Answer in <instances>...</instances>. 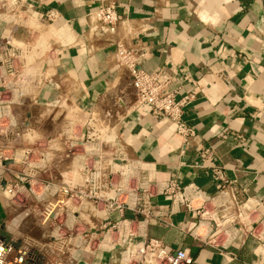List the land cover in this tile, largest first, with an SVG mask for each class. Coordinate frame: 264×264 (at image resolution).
Listing matches in <instances>:
<instances>
[{
  "label": "crops",
  "instance_id": "1",
  "mask_svg": "<svg viewBox=\"0 0 264 264\" xmlns=\"http://www.w3.org/2000/svg\"><path fill=\"white\" fill-rule=\"evenodd\" d=\"M122 2L124 6L118 11L127 28L121 27L115 34L93 35L88 14L97 8L95 0H22L21 14L58 12L56 25L66 28L69 42L55 44L54 63L47 64L49 78L38 70L29 84L33 91L23 92L19 99L12 91L0 92V99H7L3 102L8 105L19 100L43 110L66 103L88 112V116L102 110L110 100L132 90L130 76L116 56L115 43L121 40L138 54L143 70L172 76L171 88H178L182 95L195 93V99L184 110L186 124L194 132L186 144L169 120L129 112L107 132L117 142L119 156L139 161L146 179L195 182L211 194L220 188L214 174L217 169L237 196L264 202V0ZM34 36L33 30L18 24V15L10 9L0 10V91L2 85L8 84V89L9 85L18 86L17 77L25 76L37 60L36 53L27 56L21 47L33 43ZM34 160H39L38 155ZM36 163H40L35 167L38 178L32 180L36 194L26 186L23 169L18 174L26 186L20 189L24 200L33 197L37 205L34 222L26 219L31 217L26 209L14 214L23 200L5 195V185L14 180L7 174L0 177V222L15 217L17 226L6 224L22 239L23 253L36 249L46 256L45 264H59L53 256L60 251L55 247L58 245L49 243L51 237L43 228L41 200L48 197L43 195L46 180L57 185L64 182L61 171L67 163ZM8 171L16 175L14 170ZM37 194L42 196L39 200ZM85 203L87 200L81 198L68 202L64 214L70 216L76 209L89 211ZM151 210L149 236L161 239L170 249L190 250L193 264H264V246L251 237L239 236L226 247L204 244L188 232L196 217L184 207L157 197L152 199ZM126 215L132 217L134 213L129 210ZM119 217L118 212L112 214L114 220ZM43 229L45 234L40 233ZM82 247H66L70 255L66 264H113L118 260V253H92ZM0 264L23 263L18 251L9 250Z\"/></svg>",
  "mask_w": 264,
  "mask_h": 264
},
{
  "label": "built area",
  "instance_id": "2",
  "mask_svg": "<svg viewBox=\"0 0 264 264\" xmlns=\"http://www.w3.org/2000/svg\"><path fill=\"white\" fill-rule=\"evenodd\" d=\"M95 2L98 4L97 8L88 14L89 29L93 35L115 34L119 28H127L124 20L120 19L118 11L124 6L122 0H95ZM21 4L22 0H0V10L10 9L18 15V24L29 27L35 33L38 26L51 28L60 19L58 12L54 10L21 14L23 13ZM6 43L9 45V40ZM34 43H23L21 47L27 56L34 52L38 59L43 48L42 44ZM115 48L118 63L127 70L132 87V90L118 97V101L123 102L134 93L135 98L128 113L136 112L169 120L171 128L186 144L194 136V132L186 124L184 110L195 99V93L182 95L178 88H171L174 81L172 76L143 70L138 63V54L126 47L123 41L116 42ZM47 64L49 63L43 65L40 70L31 66L29 69L34 70L31 71L32 73L25 71V76L17 77L18 86L9 85L10 89H8V84L2 85L0 92L12 91L18 98L27 90L33 91L34 88L29 84L31 85L35 75L42 74ZM3 101L7 99H0V118L6 116L14 119L10 110L26 104L18 100L17 104L8 105ZM106 107L90 112L87 128L83 137L78 140L79 147L85 146L80 144V140L86 135L93 141L100 140L103 148L110 145L118 146L115 139L108 136L107 132L113 130L121 119H116L115 106H111L108 112L104 111ZM111 121L115 122L113 127L108 125ZM69 140V138L66 140L68 147L66 151L72 153L74 147ZM49 150L52 149L41 151L39 148L34 150L28 148L20 151V162L24 164L23 178L28 183L26 186L33 194L36 193L33 190L32 180L38 178L35 167H40V163L35 164V162L67 163L61 171L64 182L57 185L46 180L43 185L45 191L43 195L46 194L48 197L44 196L46 198L41 200L44 208L43 223L49 224L50 228L55 223L51 228L53 239L55 240L54 236L57 235V240H60V244L65 247L78 249L83 245L87 247L96 245V251L119 250L118 260L114 264H193L194 256L190 250L170 249L161 239L149 236L152 199L157 197H162L172 206L184 207L195 215L196 220L188 228V232L195 240L226 247L242 236L251 237L261 247L264 246V202L254 197L237 196L220 170H214L215 177L220 181V188L217 193L211 194L195 182L184 184L175 178L159 181L144 178L140 162L119 156V147L111 155L110 160L104 159L100 152V156L93 153V160L83 159L80 163H78L80 159L78 153L75 155L72 153L73 157L68 156L67 162H64L63 159L53 158ZM16 152L7 144L0 153V162L10 160L14 162ZM36 155L39 160H32L31 158ZM79 168L81 172H78L76 182L75 172ZM21 182H23L22 186L19 179L14 178L12 183L6 184L5 195L13 200H20L18 196L20 189L26 187L24 181ZM38 197L39 200L42 196L38 195ZM79 198L87 200L85 205L89 211L80 212L76 209L70 212V216L64 214L68 202ZM129 210L134 213L132 217L126 215ZM114 212H118L120 216L117 220L112 218ZM81 224H84L82 229ZM107 229L105 235L104 231Z\"/></svg>",
  "mask_w": 264,
  "mask_h": 264
},
{
  "label": "rangeland",
  "instance_id": "3",
  "mask_svg": "<svg viewBox=\"0 0 264 264\" xmlns=\"http://www.w3.org/2000/svg\"><path fill=\"white\" fill-rule=\"evenodd\" d=\"M37 27V25H36ZM39 31V33H38ZM50 27H41L38 26L37 32L35 33V36L33 37V41L36 43L42 44V48L43 51L41 54H39V58L35 61H33V68L35 69H39L43 67V65H45L46 63H54L53 62V58H54V50H56V45L55 44H59V45H66L68 42L67 40H64L62 37L59 36H55V35H51L50 32ZM41 37V39H40ZM56 38V39H54ZM34 43V44H35ZM31 71H34L32 69H28L26 70V73H32ZM29 90H27L28 92ZM129 92V90L127 91ZM30 93V91H29ZM109 106V104H108ZM12 111V109L10 110ZM2 112V111H1ZM37 113V117L34 119L32 128H31V133L29 132H25L22 127L20 128H16V119H10L5 117H1L0 118V153L3 150L4 146H7V144L5 142H9L10 146H12L14 148V150H16V156H15V161L9 165H3V162H0V177L2 175H6L7 176H11V178H17L19 179V173H21L20 171H22V169L24 170L23 167H21L19 164L20 162V151H22L20 148H29V149H36L39 148L40 146L43 148H50L49 145V141L47 139V137L49 136H54L55 138H58V140H62L65 136H62L61 134V130L64 127H67L69 123L72 124V133L67 135L66 138H69V142L72 143L73 145V154H77L80 157L79 162H83V159H91L93 160V156L94 154H98L97 156H100V152L102 155V157L104 159H111V155L115 153L116 149L118 148L117 145H110L107 146L106 148H103L104 146H101V142L100 140H91L87 138V135L84 137L83 141H85L87 144L83 147H79V139L81 137H83L84 131L87 128V124L89 122V118H88V112L84 111V110H80L79 108L75 107V106H69L66 103H62V107H57V108H50L49 110H47V108L44 110L42 108H40V110H38ZM21 118H23V120L26 119L25 116V112L21 111ZM10 130V132H8V129ZM58 132V134H57ZM41 135L43 136V138H38L37 137ZM26 136V137H25ZM103 138V137H102ZM53 150H49L50 152H52V155L54 156L53 158H60L63 159L64 162H67L66 159L68 158V156H70L71 158L73 157L71 154V152L66 151V149H68L67 145L64 146L62 148V150H59L58 147L53 146ZM92 153V154H91ZM94 153V154H93ZM90 154V156L88 155ZM87 155V156H86ZM92 155V156H91ZM32 160L34 158H31ZM78 160V159H76ZM33 163V162H31ZM50 163V162H48ZM9 169L14 170V172H16V175L10 174L9 173ZM78 172L80 173V168L76 169L75 172V180L76 182L78 181ZM20 185H23V182L20 181ZM20 196V199H22V203L20 205V203H18L19 207H15V211L14 214H18L19 212H23L25 209L28 210V212L30 213L29 218L26 219H30L32 222H34V216H33V210L37 207V205L35 204V201H33V197L30 198V196L24 200L25 195L23 193V191H20V194L18 195ZM32 199V200H31ZM25 202V203H24ZM27 203V204H26ZM39 206V205H38ZM29 207V209H28ZM36 211V210H34ZM13 217V216H12ZM15 218V217H14ZM14 218H8L6 220L5 223H8L10 225H16V220ZM26 220H23V223ZM13 222H15L13 224ZM44 229H46L47 232V236L51 237L50 238V244L52 245H58L55 246L56 248H58V250H60L57 254L58 255H54L56 252H54L53 256H57L56 258L58 260H60L61 264H66L68 258L70 257V255H68V251L67 248L65 246H63L62 244H60V240H57V235L56 237L54 236L55 240L53 239V233L51 231V228L49 227V224H44ZM41 230L40 233H46V230ZM109 229V228H108ZM108 229L104 231V234L106 235L108 232ZM17 230L20 232V234L22 235L23 231H21L19 229V227H17ZM103 234V235H104ZM111 234V233H110ZM19 236V234H17ZM54 242V244H53ZM82 248L89 250L90 252H95V253H103L104 251H96V245H91V246H83ZM50 250H53L52 248H48ZM109 252V251H106ZM115 253H118L119 255V250H115L112 251ZM119 257V256H118ZM59 262V264H60ZM57 263V262H56ZM114 264V263H113Z\"/></svg>",
  "mask_w": 264,
  "mask_h": 264
},
{
  "label": "water",
  "instance_id": "4",
  "mask_svg": "<svg viewBox=\"0 0 264 264\" xmlns=\"http://www.w3.org/2000/svg\"><path fill=\"white\" fill-rule=\"evenodd\" d=\"M108 98V96H106ZM135 98V94L131 93L130 97L121 102L118 101V98L110 100L109 106H107L104 111L108 112V110L110 109L111 106H115L116 107V119L120 120L122 117L126 116L130 107L133 104ZM38 110H40L39 107H30L28 104H23L17 107H14L12 110V115L13 117L16 119L15 123H16V128H20L22 127V129L25 132H29L31 131L32 125L34 119L37 117V113ZM21 111L25 112V116L26 119L23 120V118H21ZM109 127H113L115 125V122L111 121L109 122ZM8 129V128H7ZM8 132H10V130H7ZM31 133V132H29ZM72 133V124L69 123L67 127L62 128L61 130V134L62 136H65L62 140H58V138H55L54 136H49L47 137L48 141H49V145L50 148L53 150V146L58 147L59 150H62V148L64 146H66V136ZM58 134V132H57ZM26 137V136H25ZM43 138V136L39 135L37 137L38 138ZM6 144H9V142H5ZM13 163L12 160L10 161H5L3 164L4 165H8ZM22 246H23V241L20 238H17L16 236L13 235V233H11L8 230V226L5 222H0V249H1V253H0V258L3 255H6L9 250H16L18 251V259H20V261L23 264H45L46 261V256L42 253H40L38 250L36 249H32L30 251H28L27 253H23L22 251ZM27 255V258H25L24 256ZM61 264V263H60Z\"/></svg>",
  "mask_w": 264,
  "mask_h": 264
},
{
  "label": "bare ground",
  "instance_id": "5",
  "mask_svg": "<svg viewBox=\"0 0 264 264\" xmlns=\"http://www.w3.org/2000/svg\"><path fill=\"white\" fill-rule=\"evenodd\" d=\"M48 32H50L51 35L59 36V37L64 38L65 40H67L66 37L68 36V32H67L65 27H59V26L55 25V26H52L50 28V31H48ZM40 69H42V68H40ZM43 72H44V74H46L47 78H49L51 76V74H50L51 70L50 69L45 68L44 71H42V73ZM80 144L86 145L87 143H84L83 140H80ZM78 163H80V162H78Z\"/></svg>",
  "mask_w": 264,
  "mask_h": 264
}]
</instances>
